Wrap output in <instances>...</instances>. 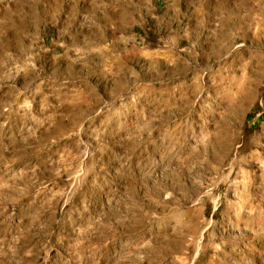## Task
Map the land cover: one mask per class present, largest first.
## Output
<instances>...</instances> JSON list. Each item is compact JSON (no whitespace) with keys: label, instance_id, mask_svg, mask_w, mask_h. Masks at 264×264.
<instances>
[{"label":"rangeland","instance_id":"1","mask_svg":"<svg viewBox=\"0 0 264 264\" xmlns=\"http://www.w3.org/2000/svg\"><path fill=\"white\" fill-rule=\"evenodd\" d=\"M0 264H264V0H0Z\"/></svg>","mask_w":264,"mask_h":264}]
</instances>
